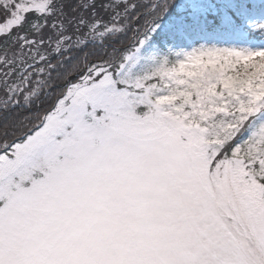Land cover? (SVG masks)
<instances>
[{
	"label": "snow or ice",
	"instance_id": "obj_1",
	"mask_svg": "<svg viewBox=\"0 0 264 264\" xmlns=\"http://www.w3.org/2000/svg\"><path fill=\"white\" fill-rule=\"evenodd\" d=\"M0 264H264V0H0Z\"/></svg>",
	"mask_w": 264,
	"mask_h": 264
}]
</instances>
